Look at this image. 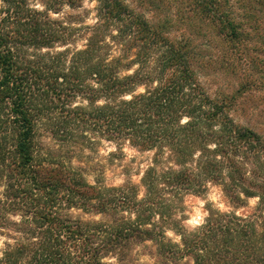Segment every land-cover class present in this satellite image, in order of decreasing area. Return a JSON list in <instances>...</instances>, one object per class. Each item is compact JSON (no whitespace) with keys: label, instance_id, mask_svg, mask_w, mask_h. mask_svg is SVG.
I'll return each instance as SVG.
<instances>
[{"label":"trees","instance_id":"trees-1","mask_svg":"<svg viewBox=\"0 0 264 264\" xmlns=\"http://www.w3.org/2000/svg\"><path fill=\"white\" fill-rule=\"evenodd\" d=\"M1 1L0 227L12 242H6L0 264H108L104 258L110 254L119 264H130V246L146 240L156 242L168 259L173 253L164 228L185 194H202L214 181L232 202L240 199L237 191L253 195L244 188L245 164L256 159V168L264 169V136L228 116L236 95L211 98L204 91L196 71L211 64L187 33L215 34L225 44L223 54L242 51L248 33L264 43V0H183L180 16L188 19L182 22L187 33L175 38L170 37L174 27L160 21L155 6L149 20L122 0H97L96 22L81 27L83 47L62 50L54 48L77 37L78 28L72 33L49 13L79 0H46L44 9L29 0ZM229 2L242 3L239 9L252 19L246 29L233 12L224 11ZM110 28L115 32L105 39ZM115 42L124 51L137 47L140 68L132 74H120L125 68L120 55L108 57ZM151 59L153 69L141 73ZM221 66L233 72L227 63ZM152 74L159 75L155 86L123 98ZM182 116L189 120L181 123ZM45 133L61 147L72 145L67 152L91 150L102 140L155 149L153 164L142 176V197L132 184H90L81 169L42 148ZM165 148L179 168H159ZM258 196L262 205L264 196ZM72 209L104 219H84ZM256 222L210 210L182 242L188 253L202 252L195 254L194 264H264V221L260 229Z\"/></svg>","mask_w":264,"mask_h":264},{"label":"rangeland","instance_id":"rangeland-1","mask_svg":"<svg viewBox=\"0 0 264 264\" xmlns=\"http://www.w3.org/2000/svg\"><path fill=\"white\" fill-rule=\"evenodd\" d=\"M30 4L38 9H44L46 0H29ZM126 2L136 12L141 13L147 19H153L154 6L159 11L160 21H165L171 24L174 28L170 30V37H180L185 31V17L181 18V8L184 9L186 2L183 0H122ZM184 3L181 7V3ZM225 6L224 11L233 12L238 22L244 23V28L251 24L252 19L246 18V13L239 9L243 6L242 3ZM0 0V5H2ZM80 6L78 7L77 5ZM55 6V5H54ZM98 7L97 0H79L75 5L63 3L58 12L50 11L51 18L62 22L67 29L74 33L77 37L70 39V42L58 44L54 50H62L67 47L69 49L81 48L85 44V36L82 26H91L96 22V8ZM190 21V20H189ZM190 21V24L194 23ZM178 29V30H177ZM108 30V29H107ZM79 32V33H76ZM115 32L110 28L106 32L107 39L110 34ZM205 33V32H204ZM210 36L203 35L198 37L192 31H188L187 37L193 40L195 45L203 47L201 54L204 60H207L211 66H204L203 69H197L196 75L204 91L211 98L222 97L225 95H236L235 103L229 107L228 116L234 123L246 126L254 130L257 134L264 136V43L256 40V36L248 33L247 38L250 40L242 46V51L233 54H223L220 47L225 45L220 43L215 34L209 33ZM80 35V36H79ZM205 44V47L203 46ZM137 47H131L124 51L121 44L115 42L111 46L108 57L120 55L125 68L120 71V74H132L140 65L135 61L137 56ZM148 52V51H147ZM151 57V53L148 55ZM147 58V59H149ZM210 58V59H209ZM140 60V58H139ZM142 60V57H141ZM227 63L232 67L230 71H226L221 63ZM141 63V62H140ZM142 65V64H141ZM223 67V68H222ZM153 69L152 59L143 64V71ZM151 79L144 80L132 87L131 91L125 93L123 98H130L133 94L144 92L149 85L155 86L158 83V74H152ZM239 90V91H238ZM239 92V93H237ZM189 118L182 116L180 122L185 123ZM213 128H218V123H213ZM45 146L42 148L49 149L54 154V158L60 162H64L68 166L81 169L84 174V179L90 184L99 186L105 185L108 187H128L129 184L137 187L138 199L144 193L141 180L144 171L152 166L155 158V149L141 150L129 143L123 141L118 147L113 142L102 140L98 142L93 149L83 148L74 149L67 152L66 149L72 148V145L60 146L45 133L40 137ZM210 148L214 145L210 143ZM162 162L158 164L159 168L171 167L179 168L172 160L168 158L170 151L168 148L163 150ZM198 153H196L197 155ZM245 161V159H242ZM250 160V161H249ZM245 164V172L248 177L244 188L249 190L253 195L247 196L241 191H237L239 201L232 202L226 193L222 190V185L218 182H208L202 194H185L180 203H178L175 213L172 215V223H167L164 228L165 243L170 247L173 255L166 259L162 256L161 250L156 242L146 240L144 242L132 244L128 250V260L130 264H194L195 254H202L200 251L188 253L182 242V238L188 236L198 230L199 226L205 221L210 210L219 212H231L236 215L246 217H255L257 229L261 228V221H264V203L261 205L258 195L264 196V169L256 168V159L249 158ZM194 163L192 162L191 165ZM261 165V164H260ZM264 163L262 164V168ZM224 180L228 181V168H222ZM251 171V173H250ZM253 184L261 185L260 188ZM3 182H0V198L2 197L4 187ZM258 208H261L260 210ZM73 214L84 219L103 220L102 214L84 213L80 209H72ZM10 216L16 220L20 218L19 213H10ZM260 218V219H258ZM156 221V218H154ZM176 226V227H175ZM7 229L0 227V257L5 248L6 242H12L6 236ZM14 234V233H12ZM108 264H119L115 254H110L104 258Z\"/></svg>","mask_w":264,"mask_h":264}]
</instances>
